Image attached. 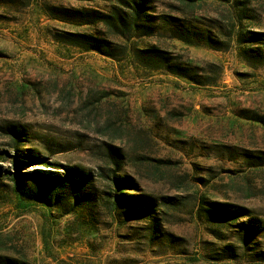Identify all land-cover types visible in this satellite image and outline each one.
<instances>
[{
    "label": "rangeland",
    "instance_id": "374dc122",
    "mask_svg": "<svg viewBox=\"0 0 264 264\" xmlns=\"http://www.w3.org/2000/svg\"><path fill=\"white\" fill-rule=\"evenodd\" d=\"M250 1L264 29V0ZM45 3L65 11L103 6L0 0V151L11 149L3 127L16 124L26 131L20 150L50 157L60 173L63 165L82 169L92 181L44 180L51 197L45 203L20 198L0 174V256L24 264H264L256 259L264 233L247 237L243 231L252 245L248 254L237 245L245 217L238 226L223 225L222 238H215L198 213V197L204 195L264 218V126L247 116L264 115V67L251 70L233 46L214 50L157 39L185 60L221 65L214 84L196 86L145 71L129 59L117 61L55 41L51 34L57 30L87 27L47 15ZM155 5L157 13L181 16L184 24L196 16L198 26L229 13L220 0L191 5L155 0ZM106 143L122 153L119 173L139 184V191H127L155 199L157 228L149 219L125 216L137 200L114 207L103 201L108 186L97 172L108 164ZM10 165L8 157H0V173ZM165 196L172 201L163 204ZM226 242L236 254L224 251Z\"/></svg>",
    "mask_w": 264,
    "mask_h": 264
},
{
    "label": "trees",
    "instance_id": "16d2710c",
    "mask_svg": "<svg viewBox=\"0 0 264 264\" xmlns=\"http://www.w3.org/2000/svg\"><path fill=\"white\" fill-rule=\"evenodd\" d=\"M76 1L102 2L103 6L86 5L81 6V9L66 8L65 11L60 9L61 6L45 3L44 10L53 18L87 27L82 31L60 29L51 34L55 41L80 51H94L117 61L129 59L133 65L145 71L169 74L196 86L214 84L220 76L221 65L214 61L197 63L185 60L179 53L162 46L157 39L180 40L186 44L202 45L214 50H227L233 46L237 56L251 70L264 67V29H261L259 24L260 13L251 5L250 0H220L229 5V13L225 18L212 17L206 21L202 20L203 26H198L200 18L196 16H190L192 19L187 21L188 24H184L181 16L157 13L155 0ZM179 1L184 5H191L207 0ZM152 38H156V41H151ZM242 74L250 75V72ZM247 116L264 126L263 114L254 113ZM3 130L11 149L0 151V157H8L11 165L0 174H4L10 182L12 192L20 198L49 203L51 197L45 189L46 185L42 184L44 180L62 183L71 179L80 185L91 183V175L82 169L63 165V171L60 173L56 170L59 164L50 157L31 150H20L19 146L27 140L23 128L9 124L3 127ZM106 145L108 164L103 165L105 170L101 168L97 172L108 186L106 196L102 197L103 201L114 207L120 202L132 204L133 200H137L138 204L133 205L132 210L125 216L149 219L156 224L155 199L146 194L127 191H139V184L133 177L119 173L122 153L115 145ZM32 165L38 167L32 171L26 169ZM31 179L36 181L33 186L28 185ZM76 195L77 192L73 195L75 199ZM163 200L162 203L165 204L171 202L172 198L165 196ZM198 213L207 218L211 224L208 226L209 232L215 238H222L219 232L223 225L238 226V221L245 217L238 229L242 241L237 244L245 254H248L247 250L252 245L248 243L245 235L242 237L243 231L247 237L253 233H264V218L252 217L250 209L241 205L233 206L231 203L210 200L200 195ZM155 227L157 228V224ZM224 248L225 252L236 254L231 242H226ZM256 254L259 256L256 259L264 260V249ZM0 264H24V261L17 257L1 255Z\"/></svg>",
    "mask_w": 264,
    "mask_h": 264
}]
</instances>
